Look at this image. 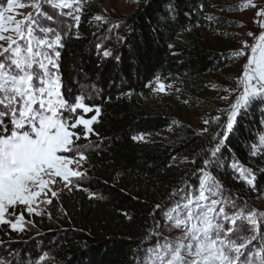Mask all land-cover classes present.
<instances>
[{"label":"trees","instance_id":"16d2710c","mask_svg":"<svg viewBox=\"0 0 264 264\" xmlns=\"http://www.w3.org/2000/svg\"><path fill=\"white\" fill-rule=\"evenodd\" d=\"M243 4L139 0L128 15L102 22L95 18L100 0H79L76 14L46 8L62 37L56 58L62 91L69 99L84 95L101 111L88 139L79 141L92 145L85 152L84 181L51 198L47 213L28 214L17 206L25 227L17 231L0 224V264H140L172 204L191 193L203 173L239 208L247 204L241 168L251 173L253 190L264 194V148H253L264 135L263 102L254 101L235 118L215 157L214 137L226 129L227 118L203 116L217 111L205 98L208 88L231 84L246 57L234 55L239 51L234 14ZM105 50L112 55L105 57ZM157 82L176 84L172 96L209 120L207 131L173 126L172 105L154 94ZM171 128L167 139H133ZM259 233L254 250L260 247Z\"/></svg>","mask_w":264,"mask_h":264},{"label":"snow or ice","instance_id":"6c2138e0","mask_svg":"<svg viewBox=\"0 0 264 264\" xmlns=\"http://www.w3.org/2000/svg\"><path fill=\"white\" fill-rule=\"evenodd\" d=\"M44 2L54 9H69L75 4V0ZM15 4L16 0H6L5 7L4 0H0V41L6 42L0 43V224L7 223L12 229L22 231L23 212L16 216L15 222L5 220V212L11 208L9 215H15L17 205H21L29 214L35 213L37 198L47 197L49 193L56 197L57 192L52 189L57 183L68 190L73 184L79 186L78 181L87 175L80 169L87 160L88 147L79 141L88 139L93 132L91 126L101 109L86 103L84 95L67 98L56 71L59 65L55 58L60 56L57 46L62 44L61 35L53 28H40L38 16L32 13L20 20L6 15L13 12ZM23 6L21 3L20 7ZM31 7L41 13L37 0ZM241 7L257 5L253 0H246ZM256 17L254 23L264 29V7L258 8ZM46 18L54 19L53 16ZM95 18L104 19L99 14ZM75 19L79 22L80 17L77 15ZM37 29L44 38L36 35ZM49 34L54 38L49 39ZM248 35L254 33L249 31ZM255 39L253 45L243 41V47L234 53L237 57L244 56V48L250 47L252 55L238 78V89L232 90L236 94L229 109L221 110L228 112L227 124L226 129L214 137L218 142L211 150L212 157L221 150L235 118L254 101L264 102V30ZM103 55L108 57L112 53L105 50ZM154 90L165 92L167 89L165 84L158 83ZM93 111L95 115L86 118L85 114ZM209 122L204 120L206 125ZM133 139L143 140L144 137ZM258 147L264 148V135L259 136V145H253L254 149ZM204 164L208 165L209 160H204ZM240 172L242 176H251L246 169L241 168ZM252 182L247 179V183ZM220 197L222 185L213 176L203 173L198 195L187 199L183 205L184 215L179 214L180 205L172 209L176 215L166 214L172 227L180 229L182 234L175 241L165 237V243L149 250L151 255L144 264H264V232L259 233L260 247L250 248L257 240L258 217L264 222V213L255 208H240L230 215L224 205L231 202L236 208L235 201ZM47 203L51 204L52 200L47 199ZM160 208L161 205H155L156 210ZM246 231L252 234L244 235Z\"/></svg>","mask_w":264,"mask_h":264},{"label":"rangeland","instance_id":"374dc122","mask_svg":"<svg viewBox=\"0 0 264 264\" xmlns=\"http://www.w3.org/2000/svg\"><path fill=\"white\" fill-rule=\"evenodd\" d=\"M138 1L139 0H100L101 10H100L99 15L102 16L104 19L98 20V21L102 22L107 18L114 19V18H117L118 16L128 15L129 13H131L134 10L135 5ZM33 2H34V0H16V4L14 6L13 12L12 13H6V15L7 14L14 15L15 19L20 20V19H23L24 16L28 15L29 13H32L34 16H38L40 28H53V29H55V31L57 33H59L55 27L56 24L54 25L55 22L53 20H48L46 18L47 16H53L54 17V15H53L54 13L53 12L47 13L46 8H48V10H50V11H51V9H52V11L55 10L56 14H58L59 13L58 11H60V10H62L66 14L67 13H69V14L75 13L76 14L78 9H79V0H75L74 6L72 8H69V9H54L50 4L45 3L44 0H37V2H40V4H41V13L38 14V13H36V10L31 7ZM21 3L24 5L23 7H20ZM245 3H246V0H244V4ZM253 3L256 4L257 7H243V8H241V10L238 13L234 14L235 19L239 22V25L236 28L237 46H238L237 49H239V50L243 47V44H242L243 41H247L249 45H253L256 42L255 37H258L260 31L264 30V29H261L257 23H254V20L258 19L256 17V12H257L258 8L264 7V0H253ZM4 6L6 7V0H4ZM45 9H46V11H45ZM60 28H61V24H60ZM249 31L253 32L254 35L249 36L248 35ZM5 35H14V33H5ZM36 35L40 36L41 38H44L38 29H37ZM48 38L51 39L54 37L51 34H49ZM0 43L6 44V42H4V41H0ZM244 51L246 53V57H245V59H242L241 61H239L238 66H237V70L235 73L234 81L231 84L216 83L214 85H211L208 88V92L205 95V98L207 100H209L214 106H216L217 111L214 113L208 111V112L204 113L203 116H205V117L212 116L213 117V116H221V114H225L226 118L228 117V112L227 111H221V110L229 109L230 103L234 100L235 94H236L232 90L238 89V87H239L238 78L242 74L243 66L247 63L248 57L252 55L250 47L244 48ZM50 54H52L54 56L53 53H50ZM158 83H161V82H157L154 89L157 88ZM165 86L167 89L165 92H158V91H155L154 89L153 90H154V94L156 95V97H158V99L164 100L165 102L169 103L170 106L172 105L171 107L173 109V116H174L173 126H176L178 124L183 123V124H187V125L192 126L193 128H195L198 131H203L206 128V124L204 123V120H201V118L198 117L194 112L186 109L183 106V104L180 105L181 102L177 101L178 100L177 97L172 96L174 88H177L178 86L176 84H173V83L165 84ZM222 97H229V99H222ZM174 100H176V101H174ZM263 104H264V102H263ZM86 118H88V117H86ZM171 132H172V128L169 129L168 131H164V132H157L155 134L143 135L144 139L142 141H154V140H158V139H167L170 136ZM87 146H88L87 150L92 148L91 144H87ZM70 167H75V165H70ZM80 170H82V171L86 170L85 163L83 164L82 169H80ZM238 173L240 174V176L242 177L241 178L242 181L246 185L245 186V190H246L245 194L247 196V204L240 207V208L245 209V210L255 208L259 212L264 213V194L256 193L252 188L253 186H251V184L247 183V179H251L250 176H247V174L245 176H242L240 170L238 171ZM202 180H203V176L201 177V180H200V183L198 184V186L195 189H192L191 193L184 194L180 200H177L176 202H174L172 204V207L170 208V210L166 214L176 215V213L172 212V209L176 208L177 205H180L179 214L181 216H183L184 215L183 205L187 202V199H192L194 196L198 195L199 187H200ZM83 181H84V179L81 181H78V184H80ZM76 188H77L76 184H73V186L71 187V190H68V189L63 187L62 183H57L53 187L52 190L57 192V195H56V197H57L58 194L61 192H68L69 193V192L74 191ZM240 192H242V191H240ZM51 198H53L51 196V193H49L47 197H44L42 195L41 197L37 198L36 212L32 213V214L39 215V214L47 213L50 209V204L47 203V199H51ZM220 198L226 199L223 196ZM227 200L232 201L231 199H228V198H227ZM17 206H21V205H17ZM224 207H225L226 211L229 212L230 215L233 212L240 209L238 207V205H236V208H233V205L231 202L225 204ZM22 208L25 210V206H22ZM9 212L10 211L5 212V217H4L5 220H12L13 222H15V218L19 214L17 215V213H15V215H9ZM25 212L28 213L26 210H25ZM161 226H162V228H161ZM258 226H259L258 231L264 232V222H260L259 217H258ZM24 227H25V221L23 218V220L20 223V228L23 229ZM10 228H11V226H10ZM16 230L20 231L19 228ZM181 234H182L181 230L172 227L171 223L167 220V218L165 216V219L160 222L159 228L157 229V232L155 234V237H156L155 245H153L152 247H150L148 249V252L146 253L145 257H143V259L140 260L141 261L140 264H144V262L151 255V253L149 251L150 249L155 248L157 246V244L165 243V239H164L165 237L169 241H175V239L177 237H179ZM243 234L250 236L252 233L250 231H246ZM252 246H253V243H252V245H250L251 249H253Z\"/></svg>","mask_w":264,"mask_h":264}]
</instances>
